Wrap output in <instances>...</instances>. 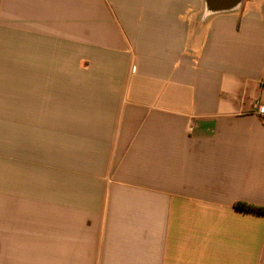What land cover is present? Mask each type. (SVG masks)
Listing matches in <instances>:
<instances>
[{
    "label": "crops",
    "instance_id": "0c3cea01",
    "mask_svg": "<svg viewBox=\"0 0 264 264\" xmlns=\"http://www.w3.org/2000/svg\"><path fill=\"white\" fill-rule=\"evenodd\" d=\"M0 0V264H264V0Z\"/></svg>",
    "mask_w": 264,
    "mask_h": 264
},
{
    "label": "water",
    "instance_id": "95a60500",
    "mask_svg": "<svg viewBox=\"0 0 264 264\" xmlns=\"http://www.w3.org/2000/svg\"><path fill=\"white\" fill-rule=\"evenodd\" d=\"M240 0H207V9L209 12H222L233 9Z\"/></svg>",
    "mask_w": 264,
    "mask_h": 264
},
{
    "label": "trees",
    "instance_id": "16d2710c",
    "mask_svg": "<svg viewBox=\"0 0 264 264\" xmlns=\"http://www.w3.org/2000/svg\"><path fill=\"white\" fill-rule=\"evenodd\" d=\"M235 208L246 212H252V213L264 215V207H260V206H254L247 203H237L235 205Z\"/></svg>",
    "mask_w": 264,
    "mask_h": 264
},
{
    "label": "built area",
    "instance_id": "2783aa9c",
    "mask_svg": "<svg viewBox=\"0 0 264 264\" xmlns=\"http://www.w3.org/2000/svg\"><path fill=\"white\" fill-rule=\"evenodd\" d=\"M255 114L260 118L264 119V104H260L255 109Z\"/></svg>",
    "mask_w": 264,
    "mask_h": 264
}]
</instances>
